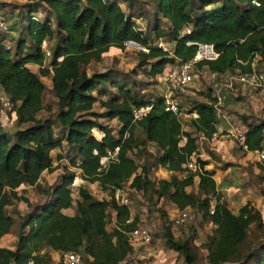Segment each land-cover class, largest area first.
Here are the masks:
<instances>
[{
    "label": "trees",
    "instance_id": "obj_1",
    "mask_svg": "<svg viewBox=\"0 0 264 264\" xmlns=\"http://www.w3.org/2000/svg\"><path fill=\"white\" fill-rule=\"evenodd\" d=\"M20 1L22 22L16 37L10 38V48L0 37V89L12 104L10 109L0 106V118H5L0 121V240L16 223L8 208L23 202L28 210L19 216L14 246L0 245V264H53L52 253L64 258L71 251L81 254L86 264H123L134 250L128 232L141 221L129 204L113 198L117 188L126 187L141 195L149 210L166 200L179 212L189 210L210 222L212 234L203 244L208 264H264L260 210L247 201L233 213L215 181V170L208 168L210 161L199 156V137L209 140L219 121L214 87L198 92L202 99H191L188 112L195 111L197 117H189L190 130H184L181 117L165 109L161 96L140 94L138 86L143 84L135 79L137 70L86 71L91 63L123 53L126 43L134 42L141 47L137 67L154 79L167 65L192 59L196 45L187 42H196L213 44L219 52L215 60L198 62L197 69L206 66L221 77L249 72L254 59L264 62V0H151L153 20L145 28L133 12L136 0H124L126 9L120 0ZM41 8L43 17L33 20L32 12ZM185 28L190 32L181 34ZM159 39L171 48L163 50L156 43ZM47 41L48 55L43 51ZM44 77L50 81L54 104L45 102ZM143 105L151 109L133 121V108ZM240 118L247 126L249 149L263 151L264 120L246 122L242 114ZM10 125L11 131L6 128ZM182 136L187 140L180 145ZM56 148L57 159L68 158L75 171L62 173L41 190L44 199L33 203L19 190L35 187L43 172L58 169L51 154ZM115 148V159L101 168V157ZM193 159L196 170L184 166ZM154 166L170 174L155 179ZM257 167L258 191L264 199V160H258ZM80 179L96 183L105 196L96 198L76 185ZM72 208L73 213L65 212ZM110 211L115 215L109 229ZM161 216L160 236L166 247L183 264H196L193 226L178 239L173 221L163 211Z\"/></svg>",
    "mask_w": 264,
    "mask_h": 264
},
{
    "label": "rangeland",
    "instance_id": "obj_2",
    "mask_svg": "<svg viewBox=\"0 0 264 264\" xmlns=\"http://www.w3.org/2000/svg\"><path fill=\"white\" fill-rule=\"evenodd\" d=\"M5 3V6L0 7V17L5 19L7 23L9 24V32L8 34L2 36L6 38L7 42L11 45L12 40L10 38H15L19 29L20 24L22 21V16H20V8L19 5L23 3V1L20 0H0ZM121 1V6L126 9V3L124 0ZM14 4H18L17 7ZM42 11L43 15V9H39ZM153 7L151 0H136L134 2V15L137 19V23L141 28H145L149 26L150 23H152L153 20ZM141 12V13H140ZM19 21V22H18ZM20 23V24H19ZM166 28V24H163ZM172 46L170 43L167 44V47ZM49 49V45L47 46ZM138 50L137 47L129 45L127 46L126 50L123 53L117 54V55H111L106 56L101 63H91L86 67V71L88 74H91L93 71H103L105 69H116L121 72H128L132 69L137 70V74L135 75V79L138 81H141L143 84L142 86H138L140 89L141 95H146V97L149 96H161V88L163 84V79L160 75L156 76L154 79H151L147 74L143 72V69H140L137 67V55L136 51ZM256 68L264 71V62L263 63H256ZM33 70H36V67H32ZM122 79V78H121ZM43 80L45 81L47 85V91L45 93V102L54 104V98L50 91V81L48 78L44 77ZM221 84L226 83L224 78H221L218 80ZM215 85V80L211 77L209 71L206 68L199 69L196 72V77L194 82L192 83L191 87L189 88V93L182 95L180 98L181 101V107L184 108L185 112L188 113L190 101L192 98L202 99V97L198 94V92L203 91L207 88H212ZM238 88V84L236 82L233 83L231 88H224L225 91V98L223 103V109L225 116L229 118L233 123L236 124H242L243 120L240 118V114H244L246 116V122H251L253 119H260L264 120V96L261 100L259 99H251L249 96L241 95L239 94V91H236ZM112 91H115V89H111ZM254 94V93H253ZM8 110H4L5 113H7ZM9 118V115H7ZM5 118H0V121H4ZM181 121L183 123L184 130H190L188 126V117L181 116ZM7 130L11 131L14 128V125L6 126ZM233 144V143H232ZM198 145H199V152L204 153L200 158L209 160L211 165L217 168H223V172L228 171L226 173L227 178H232V180H245L244 184H248L252 191H256L255 193L259 194L258 191V182L256 178L255 171L248 170L249 165H245L238 158V160L235 158L232 159L231 156L225 153L223 156L215 153L211 149V146L209 145L207 140H204L199 137L198 139ZM264 145V142H263ZM229 149L235 150L240 153V150L235 149L234 145H232ZM150 152L154 151L153 147L149 148ZM207 150H210V152H214L217 156L215 158L211 157ZM60 152L55 151V153H52L54 163H58L57 155ZM208 154V157L206 155ZM61 155V154H60ZM143 159L140 158L139 163H142ZM59 167L54 172H45L40 180L38 181V184L35 187H25L22 191L19 190L23 195L29 198V200L33 203L41 202L44 199V195L41 194V190L44 188H47L48 186L53 185L55 182H57L62 173H65L66 170L75 171L73 167L70 166L68 162V158H64L60 161L58 164ZM208 168H211L208 166ZM153 176L155 179L159 178H166L170 174L169 171H167L164 168L160 167H153ZM251 169V168H250ZM216 171V170H215ZM181 175V174H179ZM216 177L221 178L222 171L217 170L215 172ZM236 177V178H234ZM83 186L86 187L96 198H102L105 196L103 192H101L97 186V184L92 183H83ZM188 190L190 188H187ZM230 191H223L224 198H229L228 194L233 195L232 192H237L239 190V186L235 187L234 185L230 187ZM124 193L129 198V205L131 206V212L133 215L139 214L141 221L140 225L144 228H146L151 235V241L148 243H136L133 245V252L129 255L128 260L124 261L123 264H140L139 262H146V264H183L182 258L179 257V255L166 247L164 239L160 236L162 224L164 222V217L161 216V213L166 214V216L169 218V220L173 221L172 225V231L174 233V236L176 238H184V236H187L189 234V228L190 226H193L196 232V238L193 240V244L197 248L198 252V260L196 264H208L206 260L207 251L203 247V244L207 241L208 236L212 234L213 225L210 222L204 221L201 219L200 215L197 213L193 214V219L191 221L181 223L178 221V213L179 211L170 203H168L166 200H160V202L157 205L156 209H150L148 202L144 198L141 197V195H138L135 193V191L131 190L130 188L126 187L124 190ZM73 199L74 202L78 199L77 194V188H73ZM244 202V201H241ZM246 203V202H245ZM239 203L234 201L232 205L233 208H237V205ZM260 210L263 220H264V204L263 206H259L257 208ZM28 210V207L23 202H15V204L8 208V212L14 215L16 219V223L12 227V231L10 234H7L3 237L2 241H0V244L4 247H13L16 237H17V231H18V221L19 216L22 215L24 212ZM71 210L74 211V208ZM113 212L110 211V221L108 223V228H112L114 221H113ZM112 218V219H111ZM264 233V229L262 231ZM264 235V234H263ZM253 237V236H252ZM251 242L254 243L256 239L250 238ZM63 259L61 256L57 254V256L54 257L53 264H64ZM86 264V263H85Z\"/></svg>",
    "mask_w": 264,
    "mask_h": 264
},
{
    "label": "built area",
    "instance_id": "obj_3",
    "mask_svg": "<svg viewBox=\"0 0 264 264\" xmlns=\"http://www.w3.org/2000/svg\"><path fill=\"white\" fill-rule=\"evenodd\" d=\"M43 17L41 10L32 12L31 18L35 21H39ZM9 24L5 19L0 17V37L8 34ZM190 28H185L181 31L183 33H189ZM157 45L162 47L163 50H169L171 48L167 47V42L162 39L157 40ZM188 45L195 44L196 51L194 57L189 60L176 61L174 64L167 65L162 75L163 84L161 88V97L163 98L165 109L171 111L177 116L181 117H191L196 118L197 114L195 111L186 113L184 108L181 107L180 98L182 95L189 93V88L195 80L197 70V63L200 61H212L218 58L219 52H217L210 43H196V42H187ZM127 46L131 45L130 42L126 43ZM6 48H10L8 42H4ZM140 47V46H139ZM141 48V47H140ZM43 51L46 55L49 54L47 46H43ZM256 59L251 63L252 70L249 72L242 73L239 71L237 74H226L221 77L215 72H211L207 69L206 66H203L201 69L206 68L211 77L215 80L214 85V108L218 114L219 121L216 124L215 130L212 132L209 141L210 143H217L221 138H227L232 140L238 148L245 153L254 154L258 160H264V151L260 150H250L249 145L246 142V131L247 126L242 124L233 123L229 118L225 116L223 103L225 98L224 88H231L233 83L236 82L243 86H250L258 90H264V71L257 69ZM221 78H224L226 83L221 84L218 82ZM0 106L5 109H10L12 104L10 98L3 92L0 93ZM151 109L150 105H143L140 107L133 108L132 119L133 121L141 120L147 115ZM128 134V133H127ZM186 136H182L180 139V145H183L186 142ZM118 148H115L113 151H109L107 155L101 157L100 164L101 168H106L109 161L115 159ZM186 166L190 170H196L197 165L195 159L191 162H187ZM114 200L121 205H127L129 203V198L124 193V190L117 188L113 193ZM193 219V213L189 210H184L178 213V221L185 223ZM129 241L132 245L136 243H148L151 241V235L148 230L142 226L136 227L135 229L128 232ZM64 264H85L81 254L71 251L64 255L63 259Z\"/></svg>",
    "mask_w": 264,
    "mask_h": 264
},
{
    "label": "crops",
    "instance_id": "obj_4",
    "mask_svg": "<svg viewBox=\"0 0 264 264\" xmlns=\"http://www.w3.org/2000/svg\"><path fill=\"white\" fill-rule=\"evenodd\" d=\"M48 45H50V42H46V46H48ZM34 65H29V67L33 70V67ZM34 67H36V66H34ZM238 84V83H237ZM236 91H239V94H241V95H245V96H249L251 99H253V100H255V99H259V100H261L262 98H263V96H264V90H258V89H256V88H253V87H250V86H243V85H240V84H238V88L236 89ZM2 92V90L0 89V93ZM254 93V94H253ZM242 115H244V114H242ZM200 138H202V137H200ZM203 139V138H202ZM204 140H206V139H204ZM208 141V143H209V145L211 146V149L213 150V151H215V153H218V154H220V155H222L223 154V156L225 155V153L226 154H228L229 156H231V158L233 159L234 158V160H235V158L238 160V158L240 159V160H242V162L241 163H243V164H245V165H249L248 167H249V169L248 170H254L255 171V176H257V174H258V172H259V170H258V167H257V162H258V159H257V157L254 155V154H252V153H245V152H243V151H241L239 148H238V146L232 141V140H230V139H227V138H221L217 143H210V141L209 140H207ZM233 143V144H232ZM232 145H234V148L235 149H238V150H240V153L238 154V152L237 151H235V150H231V149H229ZM58 150V152H59V149H54L53 151H52V153H55V151H57ZM264 151V150H263ZM51 153V154H52ZM204 153L202 152V153H200L199 154V156H202ZM206 157H208V154L206 155ZM60 163V161L58 160V163L57 164H59ZM57 164H55L54 163V161H53V165H57ZM208 166H210L211 167V169H214V170H221L222 171V176H221V178H219V177H216V175H215V181H216V183H217V185H218V188H219V190L220 191H230L231 189H230V187L231 186H235V187H237V186H239V190L235 193V192H232L233 193V195H230V194H228V197L229 198H225L226 199V201H227V203H228V207H229V209L233 212V213H235V214H237L238 213V210H239V208L243 205V204H245V202H247V201H250L256 208H258L259 206H263V204H264V199H263V197L260 195V194H257V193H255L256 191H252V188L248 185V184H244L245 183V180H241V182H240V180H232V178H227L225 175H226V173L228 172V171H225V173L223 172L224 170H222V169H220V168H217V167H214L213 165H211V163H209L208 164ZM251 168V169H250ZM57 170V169H56ZM77 172H79V170H76ZM215 171V172H216ZM46 172V171H45ZM45 172H43V174L45 173ZM54 172V171H53ZM42 174V175H43ZM234 178H236V177H234ZM83 183H87V181H84V180H79V183H78V181L76 182V185H82L83 186ZM89 183V182H88ZM90 184V183H89ZM92 184H95V183H92ZM187 191H188V189H187ZM223 192V193H224ZM234 201H236V202H238L239 204L237 205V208L235 209V208H233L232 207V205L231 204H233L234 203ZM241 201H244V202H241ZM65 212H67V213H73L74 211L73 210H65ZM114 212H113V221H114ZM4 237V236H3ZM3 237L1 238V240L0 241H2V239H3ZM1 245V244H0ZM2 246V245H1ZM51 256H52V258L54 259V257L55 256H57V253H52L51 254Z\"/></svg>",
    "mask_w": 264,
    "mask_h": 264
},
{
    "label": "water",
    "instance_id": "obj_5",
    "mask_svg": "<svg viewBox=\"0 0 264 264\" xmlns=\"http://www.w3.org/2000/svg\"><path fill=\"white\" fill-rule=\"evenodd\" d=\"M130 43H131L132 46H135V47H137L138 49H141V48L139 47L138 44H136V43H134V42H130Z\"/></svg>",
    "mask_w": 264,
    "mask_h": 264
}]
</instances>
